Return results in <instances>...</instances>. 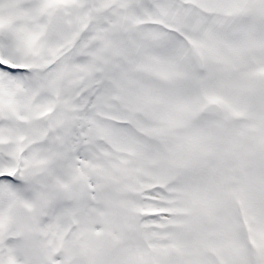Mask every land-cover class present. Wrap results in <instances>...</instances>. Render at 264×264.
Instances as JSON below:
<instances>
[{"label": "snow or ice", "instance_id": "1", "mask_svg": "<svg viewBox=\"0 0 264 264\" xmlns=\"http://www.w3.org/2000/svg\"><path fill=\"white\" fill-rule=\"evenodd\" d=\"M0 264H264V0H0Z\"/></svg>", "mask_w": 264, "mask_h": 264}]
</instances>
